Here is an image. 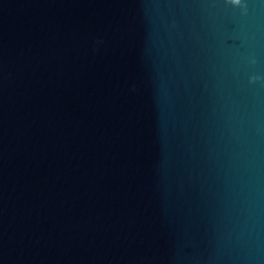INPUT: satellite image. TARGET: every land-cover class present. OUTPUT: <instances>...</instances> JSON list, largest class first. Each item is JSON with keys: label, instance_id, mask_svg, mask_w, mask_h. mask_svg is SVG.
Returning a JSON list of instances; mask_svg holds the SVG:
<instances>
[{"label": "water", "instance_id": "obj_1", "mask_svg": "<svg viewBox=\"0 0 264 264\" xmlns=\"http://www.w3.org/2000/svg\"><path fill=\"white\" fill-rule=\"evenodd\" d=\"M247 4L0 0V264H264Z\"/></svg>", "mask_w": 264, "mask_h": 264}, {"label": "clouds", "instance_id": "obj_2", "mask_svg": "<svg viewBox=\"0 0 264 264\" xmlns=\"http://www.w3.org/2000/svg\"><path fill=\"white\" fill-rule=\"evenodd\" d=\"M225 2L228 5H231L233 8H238L242 14H246L248 11V4H247V0H225ZM250 63L255 64L256 61L254 58L250 59ZM260 81H264V77H262L261 75H251L249 77V83L250 84H254Z\"/></svg>", "mask_w": 264, "mask_h": 264}]
</instances>
